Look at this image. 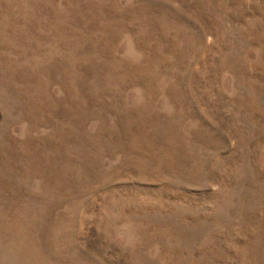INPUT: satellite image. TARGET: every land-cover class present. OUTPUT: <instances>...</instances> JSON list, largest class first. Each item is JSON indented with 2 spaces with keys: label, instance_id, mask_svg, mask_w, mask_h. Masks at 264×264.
<instances>
[{
  "label": "rangeland",
  "instance_id": "obj_1",
  "mask_svg": "<svg viewBox=\"0 0 264 264\" xmlns=\"http://www.w3.org/2000/svg\"><path fill=\"white\" fill-rule=\"evenodd\" d=\"M0 264H264V0H0Z\"/></svg>",
  "mask_w": 264,
  "mask_h": 264
}]
</instances>
